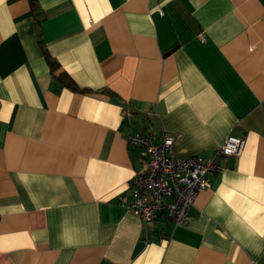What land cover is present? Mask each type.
Listing matches in <instances>:
<instances>
[{
	"label": "crops",
	"instance_id": "1",
	"mask_svg": "<svg viewBox=\"0 0 264 264\" xmlns=\"http://www.w3.org/2000/svg\"><path fill=\"white\" fill-rule=\"evenodd\" d=\"M35 1L0 0V264H264V0ZM137 133L245 148L147 226Z\"/></svg>",
	"mask_w": 264,
	"mask_h": 264
},
{
	"label": "built area",
	"instance_id": "2",
	"mask_svg": "<svg viewBox=\"0 0 264 264\" xmlns=\"http://www.w3.org/2000/svg\"><path fill=\"white\" fill-rule=\"evenodd\" d=\"M178 138L180 134L161 141L145 133L129 137L146 166L130 182L129 208L147 226H153L160 213L177 226L185 225L198 194L209 187L208 176L225 169L231 158L241 157L245 148V139L228 136L211 158H178L174 155Z\"/></svg>",
	"mask_w": 264,
	"mask_h": 264
},
{
	"label": "trees",
	"instance_id": "3",
	"mask_svg": "<svg viewBox=\"0 0 264 264\" xmlns=\"http://www.w3.org/2000/svg\"><path fill=\"white\" fill-rule=\"evenodd\" d=\"M32 7H33V10L34 11H37L38 10V6H37V4H36V1L35 0H32ZM47 52V51H46ZM46 54V57H47V59H48V61H49V63H50V65H51V67L55 70V69H57L58 67H57V64H56V62L48 55V52L47 53H45ZM68 81V85H69V87L70 88H72L73 90H75V91H81V92H86V90H81L78 86H76L73 82H72V80H67Z\"/></svg>",
	"mask_w": 264,
	"mask_h": 264
}]
</instances>
